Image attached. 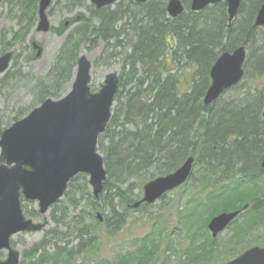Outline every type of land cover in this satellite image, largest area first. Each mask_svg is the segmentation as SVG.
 <instances>
[{"label": "trees", "instance_id": "obj_1", "mask_svg": "<svg viewBox=\"0 0 264 264\" xmlns=\"http://www.w3.org/2000/svg\"><path fill=\"white\" fill-rule=\"evenodd\" d=\"M39 1L0 0V7L9 6V17L19 26L18 30L3 31L0 37L4 51L17 43H25L36 25ZM167 1L121 0L113 9L110 5L104 8L91 5L92 10L87 0L64 1L69 11L78 10L75 17L80 16L76 21L79 24L66 36L47 74L36 78L37 103L65 93L81 46H95L98 40H103L105 53L109 52L106 60L121 57L118 48L125 55L116 95L118 106L113 109L110 123L98 141L107 170L104 190L96 199L88 190L87 175L81 173L72 179L63 199L52 206V216L59 222L58 209L69 207L67 212L63 211L69 215L70 208L76 212L82 208L77 217H81L78 224L86 229L85 234L89 233V227L96 231L92 223L106 225L114 231L124 224L126 213L140 199L133 195V184L127 189L120 184L143 176L141 173L156 161L160 160L162 167L151 178L175 171L189 156H194L196 171L192 181L196 188L187 203L193 212L187 215L184 224L191 239L184 250L185 261L210 264L219 260L221 248L242 242L264 223V170L261 166L264 157V28L254 25L264 0H242L231 21L228 5L223 1L193 11L191 0H183L186 11L176 17L169 16ZM80 8H88L89 15ZM52 30L61 34L63 24ZM6 33L11 35L9 40ZM111 40L115 43L110 44ZM241 45L247 48L243 80L206 105L204 96L211 83L212 65L222 52ZM103 58L94 64L107 63ZM24 77L21 68L8 70L0 83ZM24 113L19 110L9 113L5 119L0 117V135ZM143 182L144 179L140 182L141 189ZM22 200L26 216H40L37 210L27 208L33 201L24 202L23 197ZM103 200L104 206L98 207L97 202ZM245 205L248 208L231 226L235 230L228 245L221 246L220 238L212 237L207 231L210 218L220 211ZM146 206L142 204L139 209ZM87 207L90 208L85 213ZM98 211L103 213V222L97 217ZM85 217L90 224H82L86 222ZM197 234L202 239L194 241ZM257 236L256 239L261 238ZM41 248L36 245L30 250V258L25 255L21 264H72L73 252L58 247L54 252L39 254ZM236 249L234 247L233 251ZM154 250L148 247L116 263L149 261L156 256ZM236 253L238 251L233 254Z\"/></svg>", "mask_w": 264, "mask_h": 264}, {"label": "water", "instance_id": "obj_2", "mask_svg": "<svg viewBox=\"0 0 264 264\" xmlns=\"http://www.w3.org/2000/svg\"><path fill=\"white\" fill-rule=\"evenodd\" d=\"M117 0H90L104 7ZM145 2L146 0H136ZM225 1L229 20L238 13L242 0H191V9ZM52 0H40L37 30L48 32L50 19L47 9ZM167 10L176 17L185 11L181 0H169ZM255 26L264 27V3ZM40 57L43 47L33 42ZM14 50L0 55V75L10 66ZM246 46L223 52L210 70L211 84L204 96L206 105L217 100L225 91L238 84L244 76ZM93 62L86 53L80 55L68 91L60 98H47L24 118L13 122L0 136V252L7 258L0 264H19L21 252L11 244L20 232L42 231L49 221L28 218L22 207L21 195L34 201L42 215L61 199L70 181L85 173L95 197H99L107 179L103 155L98 150L99 136L105 132L112 117V107L119 90V72L110 71L97 91L91 89ZM264 113V110H263ZM195 158L189 156L174 172L158 176L144 185V196L134 203H154L166 192L186 183L193 171ZM261 166L264 169V157ZM240 210L221 212L209 222L213 237L223 231ZM98 217L103 220L99 212ZM221 264H264V247L253 246L239 256Z\"/></svg>", "mask_w": 264, "mask_h": 264}, {"label": "rangeland", "instance_id": "obj_3", "mask_svg": "<svg viewBox=\"0 0 264 264\" xmlns=\"http://www.w3.org/2000/svg\"><path fill=\"white\" fill-rule=\"evenodd\" d=\"M64 1L58 2V0H55V2L52 4L53 6L51 7L49 16L51 24L55 27H59L65 20L73 18L78 11H69V9L65 8ZM117 3H115L113 7H115ZM89 6L92 10L90 4ZM113 7L111 8L113 9ZM9 9L10 7L7 5L0 7V36L2 35L3 31H6V29H19L17 23L10 19ZM80 9L86 11L85 14L89 15L90 12H88V8ZM122 23L123 21L119 22L120 25ZM77 25V23L70 25L67 27V30L61 32V34L54 31L38 32L36 29H33L28 34L25 43L22 45L21 43H17L13 47L16 49L19 55L13 61L10 70L12 72L18 68H21L22 72L25 73V77L24 79L15 78L6 84L0 83V117H4L5 119L7 116H9V113L14 114V111L18 112L19 110L25 111L23 116H26L34 107L38 106L39 103L36 102L35 97L36 78L47 74L51 63L54 57L57 55L66 36ZM6 36L7 40L11 38L10 34L6 33ZM35 40L42 44L44 53L40 57L29 62L26 60V56L30 55L33 57L35 55L33 49L30 51L31 42ZM114 43L115 40H111L110 44ZM105 50L106 42L103 40H98L95 46H81L78 53L79 55L86 53L89 59L94 62L100 57H105L103 59L107 61V63L98 65L94 64L92 69V85L95 89H98L104 82L105 75L108 72L117 70L119 71L120 76L123 72V59L125 52L123 53L122 49L118 48L117 52H121V57L113 60H106L107 54L109 52H106V54ZM3 52L4 50L2 48L0 37V54ZM104 53L105 56H103ZM4 76L5 75L0 76V81H2ZM117 104L118 103L116 102L114 108L118 106ZM100 152L104 156L101 150ZM161 167L162 162L160 160L156 161L153 166L149 168V170L141 173L143 176H139L137 179L131 178L128 182L120 184V186L123 189H127L129 184H133L134 197H141L143 194L144 184L147 181L153 179L151 178V175L159 173ZM195 171L196 168H194L193 173H195ZM193 177L194 174L187 183L167 192L163 198L157 200L151 205H148L142 209L131 207L126 213V220L124 224L114 231H110V228L106 225L97 226L95 223H92L96 227V231L92 229V227H89L87 228L89 229V233L85 234L86 229H84L81 224H78L81 217H77V214L81 213L82 208H78V213L76 211H72V208H70L69 215L68 213H63V211L69 207L58 209V211H56V217L58 218L59 222H56L53 219L51 208L47 214L49 221L48 226L43 231L22 232L13 237L14 246L17 247L23 254L20 264L25 255L27 258H30L32 254L30 250L36 247V245L42 247L40 249L41 252L38 250L39 254L44 251H47L48 253L54 252L58 247L73 252L71 257L72 264H117L116 261H118L120 258L128 257L138 252L142 253L144 249L147 250L148 247H151L152 250L155 248L154 251H156V256L146 262L142 261L140 263H136L134 260L132 264H195L194 262L188 263L185 261L187 258L184 254V250H187L191 243L190 236L184 228V224L188 219L187 215L193 212L192 207H187V203L191 196H193V192L196 188L192 181ZM143 179L144 184L142 185L141 189L140 182ZM262 180L264 181V172L262 175ZM88 190L92 195L89 186ZM263 202L264 197L262 199V203ZM81 203L84 204L83 202ZM97 204L98 207H103L104 200L98 201ZM27 208L36 210V205H28ZM88 208L90 207L85 209V213L88 212ZM229 211L233 210H224L220 212ZM219 213L215 215H218ZM76 217L78 219H76ZM84 220L86 222H82V224H90L87 223L89 222L88 217H85ZM61 221L63 223H61ZM260 226L263 227L258 230H252L242 242L236 244L232 243V247H229L230 249L226 247L221 248L220 251L222 252V255L218 257L219 260L216 259L210 264L224 263L238 256L252 246H264V223H260ZM79 227L81 229H79ZM233 229L234 228L229 226L218 236V238H220L221 246L228 245L227 243L234 234L235 229ZM207 231L211 235V231L209 229ZM256 235L262 239H256ZM200 239H202V237L200 234H197V236L194 238V241ZM260 240L263 241H261L260 244H255L259 243L255 241ZM234 247L237 249L233 251ZM237 251L238 253L233 254ZM0 257L5 259L7 257V252L1 251Z\"/></svg>", "mask_w": 264, "mask_h": 264}]
</instances>
